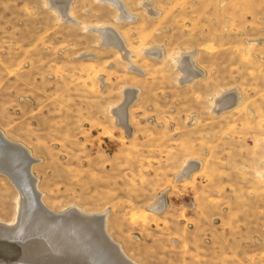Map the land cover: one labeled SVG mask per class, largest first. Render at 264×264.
Segmentation results:
<instances>
[{"label":"rangeland","instance_id":"rangeland-1","mask_svg":"<svg viewBox=\"0 0 264 264\" xmlns=\"http://www.w3.org/2000/svg\"><path fill=\"white\" fill-rule=\"evenodd\" d=\"M70 1L75 23L48 0H0V130L37 160L42 203L106 214L134 264H264V0H121L134 20ZM106 25L131 63L90 30ZM225 93L238 102L217 113ZM19 192L0 171V221Z\"/></svg>","mask_w":264,"mask_h":264},{"label":"bare ground","instance_id":"bare-ground-1","mask_svg":"<svg viewBox=\"0 0 264 264\" xmlns=\"http://www.w3.org/2000/svg\"><path fill=\"white\" fill-rule=\"evenodd\" d=\"M105 2L113 4L119 13V19H128V20H134L135 16H132L130 12L127 10L125 5L121 2V0H103ZM49 6L53 8L57 13L62 16L61 18L70 20L71 22L75 23L74 18L71 16L70 12V0H48ZM90 30H95L100 33L102 40V44L104 45H111L121 52V54L131 63V52L129 48L126 46L124 40L121 37V34H119L112 26H96V27H90ZM87 29V28H86ZM159 51V50H158ZM149 52V51H148ZM151 53V52H150ZM159 53V52H158ZM190 57V56H189ZM178 67L181 69V72H183L184 77L181 78L182 81H189L191 78L195 77L198 74V70L193 66L192 61L185 55L180 56L177 59ZM135 68V67H134ZM199 78V77H198ZM132 89H126L125 94L126 99L124 103L116 108H114V111L118 117V121L120 124L125 125L127 127V111L128 106L134 101L135 99V91ZM125 97V96H124ZM124 100V99H123ZM236 102H238V96L235 93H227L223 94L220 97L217 98L216 104H215V110L216 112H220L224 109L231 108L236 105ZM0 132L3 134V132L0 130ZM3 136H5L3 134ZM6 137V136H5ZM7 138V137H6ZM11 141V140H10ZM13 144H1L0 143V171L7 174L9 178L12 179L14 183H16V187L20 186L21 188H18V191H20V197L18 198V213L16 216V221L14 223H7L0 221V233H7V235H12L16 237H21V234L25 232L32 233V228L29 227L30 225L34 224V222L43 223V224H49L54 223L56 225H60L63 228L69 227L68 225H71L72 221L76 222L72 225H74L76 228L78 225H81L75 220H80L82 222L83 219H87L90 221V223L98 228L100 231L101 229H105V217L106 214H86L81 216L80 213L84 214L80 210L73 209L70 211L63 212H54L53 218L51 216H48L46 212H44L41 208V203H39V199L42 201V193L38 190L37 186V179L36 177L32 178L30 177L29 169H31L32 172V165L37 160L31 155L30 151H28L27 148L24 147V145L19 144L17 142L11 141ZM29 152V154L33 157V160L30 159L28 153L24 151L25 149ZM197 168V166L191 162L189 163L185 169L182 171L184 176H189L192 173V170ZM33 174V173H32ZM34 176V175H33ZM35 186L36 190L39 191V195L35 192ZM20 189V190H19ZM43 202V201H42ZM165 206V202L161 200L159 204V208L162 209V207ZM158 209V208H157ZM76 210V211H75ZM89 216V217H88ZM82 219V220H81ZM47 226V225H46ZM92 228L83 230V236L87 241L92 242L93 244L96 243L94 239L97 238L98 234L96 232V229ZM79 227V226H78ZM9 228V231H6ZM44 228H46L44 226ZM35 227L33 228V230ZM82 231V230H81ZM106 231V230H105ZM75 232V229H74ZM96 234H95V233ZM26 235L28 233H25ZM34 234V233H33ZM3 236V235H0ZM5 238V237H2ZM27 239V238H26ZM113 241V240H112ZM2 245V244H1ZM0 245V247H1ZM57 245V246H55ZM52 245L53 247L50 248L47 244L46 251L42 250H34V255L27 256L29 259H33L36 261H44L48 260L49 264L56 263L52 256L55 257H61L60 255L62 249L60 244ZM119 247V246H118ZM57 248L60 250L57 251ZM43 249V248H42ZM99 249L106 250V253L109 255L108 260H114L116 258V253H113L112 249L108 247L106 244L100 246ZM120 249V247H119ZM5 251V250H3ZM6 252L10 253V251L6 250ZM112 252V253H111ZM121 252V249H120ZM44 257V258H43ZM25 258V257H24ZM47 258V259H46ZM28 259V258H26ZM129 260V259H128ZM53 261V262H52ZM45 262V261H44ZM63 262V261H61ZM57 263H60L57 261ZM11 264V263H10ZM66 264V263H65ZM69 264V263H68ZM120 264H127L126 262H121Z\"/></svg>","mask_w":264,"mask_h":264},{"label":"water","instance_id":"water-1","mask_svg":"<svg viewBox=\"0 0 264 264\" xmlns=\"http://www.w3.org/2000/svg\"><path fill=\"white\" fill-rule=\"evenodd\" d=\"M0 143L6 145L13 144L9 139H6V137L3 136L1 132H0ZM24 151H26L30 159L33 160V157L29 154L27 149H25ZM29 172L31 175L30 177L34 178L31 169H29ZM17 188H21V187L20 186L18 187L17 185ZM34 189L37 195H39V191L36 190L37 189L36 186ZM39 200H40L39 203H41L42 210L46 212L48 216H51L53 218V215L55 213H53L51 209H49L44 203H42L41 199ZM80 214L81 216L85 215L82 213ZM75 221L81 224L78 225L79 227L77 226V228L74 225H72L76 223L73 221L71 225H68L69 227L67 228L66 227L63 228L62 226L56 225L54 223L37 224V222L36 223L34 222V224L29 226L32 228L31 230L32 233L25 232L28 234L26 235L25 233H23L21 234V237L7 235L6 232L4 234L0 233V235H3L0 236V245L2 244L5 247V249L3 248L4 250L10 251V253L3 251L2 247H0V264H10V263L11 264H49L48 260L44 259L45 262L36 261L33 259H29V257H26V255L27 256L34 255L33 253L34 250L46 251L47 244L49 245L50 248H52L53 247L52 245H55L56 243L61 245L62 251L60 252L61 253L60 255L62 256L61 257L52 256L54 257L53 260L56 262L54 264H65V263L66 264L68 263L69 264H120L121 262H126L127 264H134L132 261L128 260V258L123 253L120 252L119 247L115 242L111 240V238L109 237V235L107 234L104 228L101 229L100 231L98 228L94 227L87 219H83L82 222L80 220L79 221L75 220ZM44 226L46 228H44ZM92 226L94 229H96V232L98 234L97 238L94 239L96 241L95 244H93L90 241H87L83 236L84 234L83 230L90 229L92 228ZM34 227L35 229L33 230ZM6 231H9V228ZM104 244L110 247L112 251L114 250L113 253H116L115 254L116 258L113 261L108 260L109 255L106 253V250L99 249L100 246ZM21 249L23 250V253L19 252V250ZM58 250L60 249L57 248V251ZM57 261L60 263H57Z\"/></svg>","mask_w":264,"mask_h":264},{"label":"crops","instance_id":"crops-1","mask_svg":"<svg viewBox=\"0 0 264 264\" xmlns=\"http://www.w3.org/2000/svg\"><path fill=\"white\" fill-rule=\"evenodd\" d=\"M225 94H227V93H225Z\"/></svg>","mask_w":264,"mask_h":264}]
</instances>
